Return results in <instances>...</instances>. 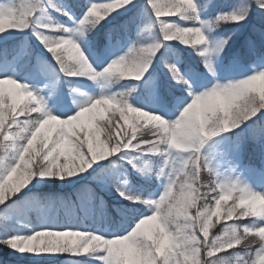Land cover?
Here are the masks:
<instances>
[{"label": "snow or ice", "instance_id": "snow-or-ice-1", "mask_svg": "<svg viewBox=\"0 0 264 264\" xmlns=\"http://www.w3.org/2000/svg\"><path fill=\"white\" fill-rule=\"evenodd\" d=\"M64 77L102 91L74 110ZM218 136L264 151V0H0V244L30 264H264V191L218 170Z\"/></svg>", "mask_w": 264, "mask_h": 264}, {"label": "rangeland", "instance_id": "rangeland-1", "mask_svg": "<svg viewBox=\"0 0 264 264\" xmlns=\"http://www.w3.org/2000/svg\"><path fill=\"white\" fill-rule=\"evenodd\" d=\"M64 2L70 5L69 1L67 0H64ZM224 4H228V3H224ZM250 19L251 18H249L248 23L244 28H248V25H250L251 22ZM61 20L66 21L67 19H61ZM218 30L219 29L216 30L217 34H223L220 33ZM236 40L238 41V39L234 37L233 40L230 41V46L225 50L223 59L221 61L220 74L224 77H230L232 75V72L228 68L230 58L227 57L230 52V49L235 46ZM65 79L68 78L64 77V80L62 78L59 84V88L65 97L66 103L68 105H71L74 110H76V103H74V99L75 100L82 99L83 97L81 93H88L95 95L102 91L99 83L93 82L88 78H81L82 79L81 82L76 81L75 79L72 80L74 84L73 87L78 88L81 91L70 94V89L66 87L67 84L65 82ZM29 83H31V81H29ZM6 87L12 90V86L9 85ZM49 106H51V104ZM52 111L55 114H60L57 107H52ZM88 123L89 122L87 119L83 121L84 126H88ZM225 135L231 137L232 133H227ZM209 144L211 146L210 151L214 156L213 163L216 165V167L222 174L232 173V170L235 169V172L232 174L240 176L246 183L251 185L253 188L259 191H264V151L262 155L263 156L262 166L258 167L257 165L249 164L246 162L244 157V146L239 152L232 151L227 148L222 136H218L214 138L212 141L209 142ZM205 179L207 181V178Z\"/></svg>", "mask_w": 264, "mask_h": 264}, {"label": "trees", "instance_id": "trees-1", "mask_svg": "<svg viewBox=\"0 0 264 264\" xmlns=\"http://www.w3.org/2000/svg\"><path fill=\"white\" fill-rule=\"evenodd\" d=\"M69 1L70 5L72 6L73 10L76 11L77 13L79 12V6L81 4L84 3V0H67ZM219 2L221 4H224V3H233L234 0H219ZM54 15H59V14H56L54 13ZM116 14L113 13V16H115ZM214 15V13H213ZM61 19H67L66 17H60ZM250 25H248V28H242L241 29V32L243 33H248L250 30H251V27L252 25L257 21L258 19V16L257 14L254 12L251 17H250ZM124 19V17H117L116 19H112V17H109V20L107 21H104L103 24L97 29V33L99 34V38L100 39H103L104 37V34L105 32L107 31V29L113 25H116V24H119L122 20ZM171 19H178L176 17H173ZM234 25H226V26H223L221 28H219V32L220 33H223V34H227L228 32H231L233 31L234 29ZM93 38L95 39L96 38V33L93 34ZM173 44H178L179 42H176V41H173L172 42ZM240 46V41L236 40V44L234 47H232L230 49V52L228 54V57L227 58H231V55L239 48ZM179 47L181 49H183V45L180 44ZM185 57H187L188 53H184ZM49 59H51V57L49 56ZM53 64H55L56 62L54 60L51 61ZM201 69H203V65L201 64L200 65ZM67 78V77H66ZM69 79V78H68ZM68 79H65V82L67 84L66 87L69 88V84H68ZM72 80H76V81H82L81 78H71ZM64 80V78H63ZM84 82V81H83ZM131 83H136L135 81H127V80H122L120 81V83H117L115 84V88L117 89H120L122 88L124 85H129ZM73 81H72V87H73ZM70 89V88H69ZM87 127V126H85ZM239 131V130H237ZM234 134L232 133V136ZM263 151L261 150V148L257 145V144H254L253 142H251L250 140L248 142L245 143L244 145V157H245V160L247 163L249 164H254V165H257L258 167H261L262 166V160H263ZM208 179L207 175L205 174L203 179L206 181V179ZM31 187V185H30ZM48 185H42L41 186V190H48ZM228 203H231V201H229ZM221 215H223V209H222V213ZM224 223L223 220H221V222L219 224H215V221H214V230L218 229L222 224ZM0 264H30L29 261H26L20 253L18 252H14L11 248L3 245V244H0ZM39 264H45V262L41 261L39 262ZM59 264V262H58Z\"/></svg>", "mask_w": 264, "mask_h": 264}, {"label": "clouds", "instance_id": "clouds-1", "mask_svg": "<svg viewBox=\"0 0 264 264\" xmlns=\"http://www.w3.org/2000/svg\"><path fill=\"white\" fill-rule=\"evenodd\" d=\"M117 70H120V71H127L126 69H123V68H120V69H117ZM196 119L200 120L201 123H203L204 121V113L203 111H197L196 113ZM250 207L252 208H264V199H254L252 201H250V204H249Z\"/></svg>", "mask_w": 264, "mask_h": 264}]
</instances>
